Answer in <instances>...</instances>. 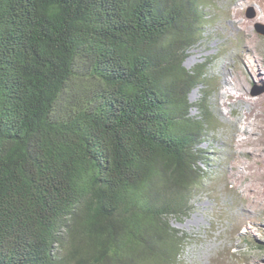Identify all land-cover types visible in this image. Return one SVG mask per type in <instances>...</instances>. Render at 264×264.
Wrapping results in <instances>:
<instances>
[{"label":"trees","instance_id":"1","mask_svg":"<svg viewBox=\"0 0 264 264\" xmlns=\"http://www.w3.org/2000/svg\"><path fill=\"white\" fill-rule=\"evenodd\" d=\"M210 1L0 0V264L179 263L218 125L184 65Z\"/></svg>","mask_w":264,"mask_h":264},{"label":"rangeland","instance_id":"2","mask_svg":"<svg viewBox=\"0 0 264 264\" xmlns=\"http://www.w3.org/2000/svg\"><path fill=\"white\" fill-rule=\"evenodd\" d=\"M210 2L209 21L184 65L208 63L218 125L203 144L207 160L193 210L172 219L188 235L178 264H264V0ZM201 90L191 92L192 103Z\"/></svg>","mask_w":264,"mask_h":264},{"label":"bare ground","instance_id":"3","mask_svg":"<svg viewBox=\"0 0 264 264\" xmlns=\"http://www.w3.org/2000/svg\"><path fill=\"white\" fill-rule=\"evenodd\" d=\"M260 65L258 64V67H259ZM257 67V66H256ZM229 82V81H228ZM229 86H231V84H229ZM229 92H231V91H228V90H226V94H229L230 95V97H233L232 95L233 94H231V93H229ZM242 96V95H241ZM235 99H236V101H238V100H241L239 97L237 98V97H235Z\"/></svg>","mask_w":264,"mask_h":264},{"label":"water","instance_id":"4","mask_svg":"<svg viewBox=\"0 0 264 264\" xmlns=\"http://www.w3.org/2000/svg\"><path fill=\"white\" fill-rule=\"evenodd\" d=\"M253 15H254V14H251V17H252ZM258 31H259L260 34L264 35V30H263V29L259 28Z\"/></svg>","mask_w":264,"mask_h":264}]
</instances>
